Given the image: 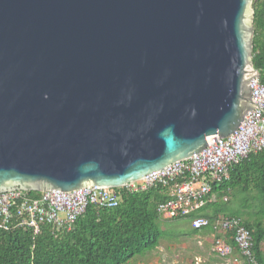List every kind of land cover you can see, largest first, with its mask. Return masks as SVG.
Segmentation results:
<instances>
[{"label": "water", "instance_id": "95a60500", "mask_svg": "<svg viewBox=\"0 0 264 264\" xmlns=\"http://www.w3.org/2000/svg\"><path fill=\"white\" fill-rule=\"evenodd\" d=\"M254 0H0V191L118 187L254 106Z\"/></svg>", "mask_w": 264, "mask_h": 264}, {"label": "trees", "instance_id": "16d2710c", "mask_svg": "<svg viewBox=\"0 0 264 264\" xmlns=\"http://www.w3.org/2000/svg\"><path fill=\"white\" fill-rule=\"evenodd\" d=\"M253 6V64L264 83V0H254ZM211 194H217L216 202L210 204L218 208L211 214H203L201 208L188 218L216 219L222 212L241 217L251 231L255 254L264 264V149L234 165L227 179L213 184ZM230 195L243 200L241 205H234L236 200L229 199ZM166 198V189L156 184L134 192L122 190L114 207L90 205L71 230L43 225L35 233L12 225L0 227V264H126L160 244L161 222L172 219L158 211Z\"/></svg>", "mask_w": 264, "mask_h": 264}, {"label": "built area", "instance_id": "2783aa9c", "mask_svg": "<svg viewBox=\"0 0 264 264\" xmlns=\"http://www.w3.org/2000/svg\"><path fill=\"white\" fill-rule=\"evenodd\" d=\"M250 86L255 104L240 126L226 137L212 135L208 145L192 156L118 187L87 184L74 190L0 191V227L12 225L35 233L43 225H51L57 231L71 230L90 205L114 207L120 202L122 190L134 192L156 184L167 191V198L158 204L162 215L172 219L190 217L214 197L211 193L215 182L227 179L233 166L251 152L264 149V83L259 73L252 76ZM191 221L197 230L210 228L214 232L213 251L219 256L226 257L236 247L246 264H261L254 251L251 231L241 217L195 216Z\"/></svg>", "mask_w": 264, "mask_h": 264}, {"label": "crops", "instance_id": "0c3cea01", "mask_svg": "<svg viewBox=\"0 0 264 264\" xmlns=\"http://www.w3.org/2000/svg\"><path fill=\"white\" fill-rule=\"evenodd\" d=\"M213 195L214 197L202 207L203 214H211L214 208H218L210 204L216 202L218 198L217 194ZM223 199L228 202V196H224ZM218 204L219 202L216 205L218 206ZM223 213L221 215H225ZM181 219L184 218L177 220ZM185 219L190 220L189 218ZM171 220L168 219L167 221L172 222ZM190 224L193 229L192 233L178 234L166 238L160 241L156 248L151 249L147 255L145 254L146 256L138 255L126 264H246L245 259L236 247L226 257L216 254L213 251L214 232L210 228L196 230L193 228L191 220ZM229 239L231 240V238Z\"/></svg>", "mask_w": 264, "mask_h": 264}, {"label": "rangeland", "instance_id": "374dc122", "mask_svg": "<svg viewBox=\"0 0 264 264\" xmlns=\"http://www.w3.org/2000/svg\"><path fill=\"white\" fill-rule=\"evenodd\" d=\"M253 5V3H252ZM141 182V181H140ZM245 196V195H244ZM241 197L242 199L244 198ZM232 195L229 196V199H232ZM234 200H236L235 198H233ZM243 200L241 199H237L236 201H234V205L236 206H239L241 205ZM172 222H169L167 220H163L161 222V228L162 230L164 231V234H163V237L161 239V241L165 240L166 238H170L171 236H176L178 234H184V233H192L193 232V229L191 227V224H190V220L188 219H181V220H177V219H174V220H171ZM151 250H149L146 255L150 252ZM145 254L144 255H141V256H146Z\"/></svg>", "mask_w": 264, "mask_h": 264}, {"label": "clouds", "instance_id": "9594fccd", "mask_svg": "<svg viewBox=\"0 0 264 264\" xmlns=\"http://www.w3.org/2000/svg\"><path fill=\"white\" fill-rule=\"evenodd\" d=\"M177 219H179V218H177ZM191 223H192V221H191ZM194 228V227H193Z\"/></svg>", "mask_w": 264, "mask_h": 264}]
</instances>
